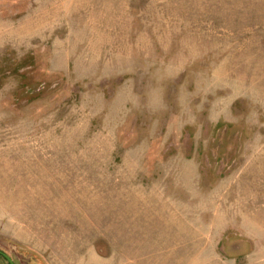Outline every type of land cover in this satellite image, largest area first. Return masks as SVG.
Listing matches in <instances>:
<instances>
[{
  "label": "rangeland",
  "instance_id": "1",
  "mask_svg": "<svg viewBox=\"0 0 264 264\" xmlns=\"http://www.w3.org/2000/svg\"><path fill=\"white\" fill-rule=\"evenodd\" d=\"M0 248L264 264V0H0Z\"/></svg>",
  "mask_w": 264,
  "mask_h": 264
},
{
  "label": "flooded vegetation",
  "instance_id": "2",
  "mask_svg": "<svg viewBox=\"0 0 264 264\" xmlns=\"http://www.w3.org/2000/svg\"><path fill=\"white\" fill-rule=\"evenodd\" d=\"M0 264H20V260L12 257L10 253L0 248Z\"/></svg>",
  "mask_w": 264,
  "mask_h": 264
}]
</instances>
